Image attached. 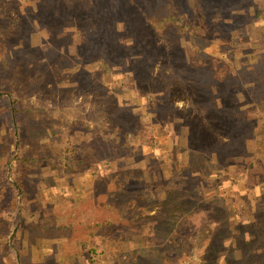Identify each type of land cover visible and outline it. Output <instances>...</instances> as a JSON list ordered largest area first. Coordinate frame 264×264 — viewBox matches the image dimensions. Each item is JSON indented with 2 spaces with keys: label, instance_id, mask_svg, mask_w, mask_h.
Returning a JSON list of instances; mask_svg holds the SVG:
<instances>
[{
  "label": "rangeland",
  "instance_id": "obj_1",
  "mask_svg": "<svg viewBox=\"0 0 264 264\" xmlns=\"http://www.w3.org/2000/svg\"><path fill=\"white\" fill-rule=\"evenodd\" d=\"M0 264H264V0H0Z\"/></svg>",
  "mask_w": 264,
  "mask_h": 264
},
{
  "label": "trees",
  "instance_id": "obj_2",
  "mask_svg": "<svg viewBox=\"0 0 264 264\" xmlns=\"http://www.w3.org/2000/svg\"><path fill=\"white\" fill-rule=\"evenodd\" d=\"M118 34V33H117ZM123 35L122 34H118V38H117V40L114 42H112V43H110V45H111V50H112V48H113V46L115 45V47L116 48H118V50L120 51L123 47H128V46H126L123 42ZM131 50V49H130ZM129 50V51H130ZM92 51H93V48H92ZM84 53H86V52H84ZM84 53H80V56L82 57V58H86L87 56H86V54H84ZM127 56L125 53H121V56ZM89 56H92V54H90L89 53ZM121 56H120V59H121ZM100 57V55L99 56H97V58H99ZM104 56H102L101 55V58H103ZM96 58V57H95ZM104 63H106V62H104ZM147 75H149V73H148V71L147 70H145V69H143V71L141 72V77L139 78V75H135V76H137V78H136V81L137 80H145L146 78H147ZM156 78V77H155ZM142 80V81H143ZM155 80V79H154ZM143 84H144V82H143ZM150 84H151V82H150ZM159 85H161V83L158 81V79H156L155 80V82H154V90H153V92H157V90L158 91H160V86ZM138 87H139V85H137ZM145 86H143L142 88H143V95L145 96V99L147 98V97H149V92H150V90H149V87L148 88H144ZM161 107H163V106H161ZM163 108H165V107H163ZM132 120V119H131ZM133 121V120H132ZM116 122V121H115ZM218 123H221L220 121H218ZM120 127H125L126 125H127V121H125V123L123 122H120V123H117ZM213 125L215 126L216 124L215 123H213ZM120 127H118V128H120ZM121 129V128H120ZM18 159V157H15V158H13V160L15 161V160H17ZM12 166V165H11ZM6 172V171H5ZM5 177L3 176L2 177V180H1V182H3L4 184H5V187H6V189L7 190H10V191H15V192H17L18 193V190H19V188L17 187V184L15 185V184H13L12 183V181H9L8 179H4ZM116 178V179H115ZM115 178H112L111 180H109V181H107V183L105 182V183H103L98 189H97V194H98V198L95 200V202H94V204L95 205H102V204H108L107 202L109 201V198H110V194H112L113 192H114V187H115V184H118V185H120V186H122L123 188H124V192L123 193H125V195H124V199H127L128 198V196H130V195H132L131 193H141L142 191H143V189L145 188H147V185H149V183H145L144 182V178L141 176V177H138V176H136V175H134V177H131L130 178V182L128 183V182H126L124 179H121L120 177H119V175H115ZM142 183H144L143 185H142ZM130 187H133V189H134V191L133 192H131V191H129V188ZM142 187V188H141ZM99 191V192H98ZM174 192H176L175 191V189L173 190ZM166 192V191H165ZM164 192V193H165ZM171 199H173V198H171ZM170 199V200H171ZM162 200V199H161ZM103 202V203H102ZM162 205L163 206H167V207H169V208H172V204H170V201H169V199L168 198H165V199H163L162 200ZM8 208V213L10 214L9 215V219L8 220H5V221H1V222H6V223H9V222H11V224L13 223L14 224V227H13V229H11V230H9V232L12 234V236L11 237H9L8 238V240H3L2 241V243H4L5 245H6V248H7V250L8 251H11V250H13V244H14V240H15V236H14V234L13 233H15V228H16V226H17V224H20V215H19V209H18V201H15V202H13L9 207H7ZM9 209H10V211H9ZM177 210V209H176ZM175 210L174 211H170L169 212V215H168V217H165V218H167V220L166 221H164L165 222V224H168V223H170L171 221L173 222V225L174 224H176V220H175ZM183 216V215H182ZM181 216V217H182ZM10 224V223H9ZM181 224V223H180ZM2 225H5L4 223L2 224ZM178 225V224H177Z\"/></svg>",
  "mask_w": 264,
  "mask_h": 264
}]
</instances>
